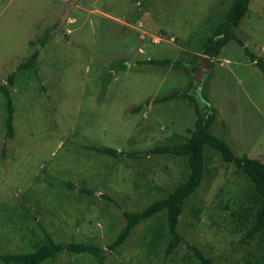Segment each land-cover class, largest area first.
<instances>
[{"label": "rangeland", "instance_id": "374dc122", "mask_svg": "<svg viewBox=\"0 0 264 264\" xmlns=\"http://www.w3.org/2000/svg\"><path fill=\"white\" fill-rule=\"evenodd\" d=\"M230 1L0 0V83L16 73L9 139L0 95V254L32 251L44 230L55 242L97 245L103 264H200L188 246L210 264H264V238L248 237L257 207L252 184L209 148L201 184L180 216L182 242L174 252L164 257L163 215L137 225L109 251L125 224L123 212L164 197L188 170L171 155L110 158L84 148L134 153L183 143L193 130L192 105L151 101L189 89L203 111L214 108L212 131L235 155L264 162V83L243 49L227 43L198 87L193 84L197 56H206V41ZM235 34L264 60V0L250 1ZM35 48L36 78L16 71ZM163 58L183 66L141 63ZM146 100L148 106L131 112ZM43 264L97 263L61 253Z\"/></svg>", "mask_w": 264, "mask_h": 264}, {"label": "trees", "instance_id": "16d2710c", "mask_svg": "<svg viewBox=\"0 0 264 264\" xmlns=\"http://www.w3.org/2000/svg\"><path fill=\"white\" fill-rule=\"evenodd\" d=\"M251 0H231L230 6L224 16L222 22L218 23L204 46L203 54L215 58L219 55L220 50L229 42H234L243 49L246 56L260 71L264 83V60L261 57L250 53L243 42L236 36L235 29L248 11V6ZM45 38H43L39 46L43 47ZM39 49L35 48L23 61L16 66V71H26L33 77H37V60ZM141 63L151 67H167L174 65L176 67L183 66L181 61H171L169 58L163 59H147ZM15 72L10 73L6 77L5 83H0V95L4 101L5 116L3 125L5 128V137L12 138L13 130V115L14 107L12 104V96L9 86L14 84ZM105 85L103 86L102 93ZM175 99H182L189 102L193 107L195 120L193 130L189 137L180 144L175 145H160L145 150V152L124 153L106 146H87L86 150L95 152L101 156L118 158H139L140 154L145 155H171L180 157L185 160L188 170L187 178L175 186L173 190L167 193L164 197L159 198L146 205L143 209L137 212H123L125 219L124 226L118 231L115 238L107 244L109 251L116 250L121 247L133 229L158 215H163L166 225V245L163 250L164 257L170 256L177 246L182 242V238L178 232V224L180 216L184 210L186 201L191 199L196 190L199 188L204 171L205 159L204 152L206 148L216 152L220 160L225 164H232L239 169L252 184L253 198L256 203L255 221L251 230L248 232V237L261 236L264 238V162L258 159L249 158L246 155L237 156L232 151L230 145L217 136L212 131V125L215 118V110L208 106L207 110L203 111L197 101L195 95L190 90L175 91L159 97L151 101L152 104L164 103ZM202 99L207 104V98L202 94ZM150 101L146 100L143 103L132 108L131 112L136 113L142 108L148 106ZM69 189L74 186L67 184ZM80 192L91 195L93 191L88 189H79ZM108 201H111L107 197ZM43 241L38 244L30 252L22 253H1L0 264H43L47 261H53L59 254L66 253L69 255H85L90 257L97 264H103L105 256L97 245L84 242H55L48 233L44 230ZM194 257L200 264H210V259L203 256L202 252L195 246H188Z\"/></svg>", "mask_w": 264, "mask_h": 264}, {"label": "water", "instance_id": "95a60500", "mask_svg": "<svg viewBox=\"0 0 264 264\" xmlns=\"http://www.w3.org/2000/svg\"><path fill=\"white\" fill-rule=\"evenodd\" d=\"M212 59L213 58L208 56H197L199 71L193 76V84L195 88L198 87L201 77L204 76L210 69Z\"/></svg>", "mask_w": 264, "mask_h": 264}, {"label": "built area", "instance_id": "2783aa9c", "mask_svg": "<svg viewBox=\"0 0 264 264\" xmlns=\"http://www.w3.org/2000/svg\"><path fill=\"white\" fill-rule=\"evenodd\" d=\"M154 43H155V44H159V40H155Z\"/></svg>", "mask_w": 264, "mask_h": 264}]
</instances>
